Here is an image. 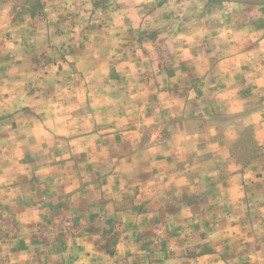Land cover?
<instances>
[{
	"label": "clouds",
	"instance_id": "9594fccd",
	"mask_svg": "<svg viewBox=\"0 0 264 264\" xmlns=\"http://www.w3.org/2000/svg\"><path fill=\"white\" fill-rule=\"evenodd\" d=\"M221 175L234 195L185 203ZM253 183L264 0H0V264H264Z\"/></svg>",
	"mask_w": 264,
	"mask_h": 264
},
{
	"label": "rangeland",
	"instance_id": "374dc122",
	"mask_svg": "<svg viewBox=\"0 0 264 264\" xmlns=\"http://www.w3.org/2000/svg\"><path fill=\"white\" fill-rule=\"evenodd\" d=\"M184 71V70H182ZM185 72H189L190 73V78H189V83L193 84L195 83V80L197 79L194 75H192L191 73H193L194 71H185ZM169 75H174L173 72H170ZM174 93H178L179 92V86L177 85L174 89H173ZM4 98L7 99V94H4ZM216 115V114H214ZM194 118V117H189ZM175 120V118H174ZM15 122H13L12 127L14 128ZM183 126V125H182ZM202 126V125H201ZM164 135L167 136V130L165 129ZM119 136L116 137V140L119 141ZM212 153H208L207 154V158L211 159ZM239 174V172L237 173ZM245 178H248L247 173H244ZM260 177L259 175H257L256 180L259 181ZM237 190V187L235 185H233L232 187H229L227 179L225 177H223L222 175L218 178V179H208V184H207V191L205 193H203L200 196H192V197H185V203H187L188 205H190L191 207H195L197 209L200 208V205L202 203H204L206 201L207 198L211 197L213 199H215L217 196H220L224 193H227V195L229 197H231L232 195L235 194ZM247 191L250 193V198L255 199L257 196L264 194V186L259 185L258 183H253V185L251 187H249L247 189ZM241 200L247 201V199H249V197H240ZM215 210L216 213H219L220 211H223L225 213V215H227L230 211V209L226 206V205H213L211 208H209V211H213ZM170 213L175 212V209H170L169 210ZM37 215H39V213L37 212ZM246 219L248 222H251L253 219L258 220L259 219V214L258 213H253L250 209L248 211H246ZM45 219L47 220V222L50 224L52 222L51 220V216L49 217H45ZM223 219V218H221ZM162 218L161 217H157L155 218L153 221H151L150 223H154V224H159L161 223ZM145 223H149L148 221H145ZM225 224L227 226V222L225 221ZM231 227H236V222L232 221ZM205 228L209 227V224L207 222H205L204 224ZM196 228H199V225H196ZM62 235V234H61ZM145 236L147 235V233L144 234ZM171 235H176V231H173L171 233ZM204 234H201V237L203 238ZM141 237L137 236V240H139ZM166 247V245H165ZM259 250V248H257V251ZM216 252L215 248H211L208 247L207 245H205L201 252L197 254V258H203V257H209L211 258ZM189 258H192L193 254L190 252L188 253ZM234 259V252L231 248L225 247L222 255L220 256V260L222 261H228Z\"/></svg>",
	"mask_w": 264,
	"mask_h": 264
},
{
	"label": "crops",
	"instance_id": "0c3cea01",
	"mask_svg": "<svg viewBox=\"0 0 264 264\" xmlns=\"http://www.w3.org/2000/svg\"><path fill=\"white\" fill-rule=\"evenodd\" d=\"M249 50H251V49H249ZM181 69L184 70V71H190V72H191V71H194L193 69H190V68L187 66L186 63H182V65H181ZM197 83H199L198 79L195 80V83H193V85H195V84H197ZM198 94H202V93H200V92L198 91ZM242 94H243V95H247V94H248V90H245ZM214 114H215V113H214ZM173 122L176 124V126L182 128L183 120H174ZM158 158H159V157H158ZM169 162H171V160H169ZM105 183H106V181H105ZM137 194H138V193H137ZM48 207L51 209V212H52V214L54 215V214H56V213H58V212L64 210L65 205H64V202H63V201H58V202H56V203H50V204L48 205ZM136 211H138V212H140V213H144V212L146 211V208H145V206H144L143 204H141V205H139V206L136 208Z\"/></svg>",
	"mask_w": 264,
	"mask_h": 264
}]
</instances>
